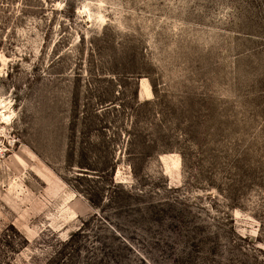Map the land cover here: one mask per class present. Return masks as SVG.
<instances>
[{"label": "rangeland", "instance_id": "rangeland-1", "mask_svg": "<svg viewBox=\"0 0 264 264\" xmlns=\"http://www.w3.org/2000/svg\"><path fill=\"white\" fill-rule=\"evenodd\" d=\"M0 264H264V0H0Z\"/></svg>", "mask_w": 264, "mask_h": 264}, {"label": "bare ground", "instance_id": "bare-ground-1", "mask_svg": "<svg viewBox=\"0 0 264 264\" xmlns=\"http://www.w3.org/2000/svg\"><path fill=\"white\" fill-rule=\"evenodd\" d=\"M1 117H2V120L4 123H9L8 121L10 120V114L8 115V114L2 112Z\"/></svg>", "mask_w": 264, "mask_h": 264}]
</instances>
